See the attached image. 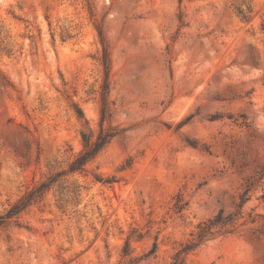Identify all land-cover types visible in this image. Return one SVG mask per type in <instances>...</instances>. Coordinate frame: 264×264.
I'll use <instances>...</instances> for the list:
<instances>
[{
  "label": "rangeland",
  "instance_id": "obj_1",
  "mask_svg": "<svg viewBox=\"0 0 264 264\" xmlns=\"http://www.w3.org/2000/svg\"><path fill=\"white\" fill-rule=\"evenodd\" d=\"M104 45L119 133L4 220L0 264H170L221 208L184 264H264V0H0V215L97 134Z\"/></svg>",
  "mask_w": 264,
  "mask_h": 264
},
{
  "label": "trees",
  "instance_id": "obj_2",
  "mask_svg": "<svg viewBox=\"0 0 264 264\" xmlns=\"http://www.w3.org/2000/svg\"><path fill=\"white\" fill-rule=\"evenodd\" d=\"M101 64L104 72V85L100 94V124L97 134L95 135V137H92L89 132L82 131V148L74 156V158L69 161L67 169L56 170L54 172L49 173L44 179L38 181L28 190H26L25 193L17 201L12 203L5 210V212L0 215V225L4 222L6 218L12 217L16 214H20L31 204L40 201L49 190L55 188L56 186L61 190L60 193H62V190L67 193L70 192V190H68V185L65 184V182L67 181L66 175L70 173L81 172L82 170H84L86 164L90 162L110 142V140L119 133V130L115 127L103 126V122L110 115V111L108 108V100L106 97L108 93V74L110 62L105 45L103 46ZM79 113L82 116L81 110H79ZM242 117L243 120L240 122V124L247 126L245 116L243 115ZM263 176L264 171L259 172L258 178L261 179ZM95 179L98 181H108L106 179L103 180L98 175H95ZM252 184L253 182L248 180L244 190L239 196L240 201L237 204L238 209H241L244 202L248 199V192ZM71 192L75 196L76 194H78L76 188H72ZM262 196L264 197V192ZM176 208L177 211L182 209L181 206H176ZM238 213H240V211L237 213L224 214V211L221 208L215 215L200 222L196 227V231L191 234L190 240L184 243L181 248L177 250L170 264H184L185 255L189 251L199 246L208 238H211L214 235V232L218 230H216V228H221L222 226H225L227 224L232 225V223H234L235 221V216Z\"/></svg>",
  "mask_w": 264,
  "mask_h": 264
}]
</instances>
